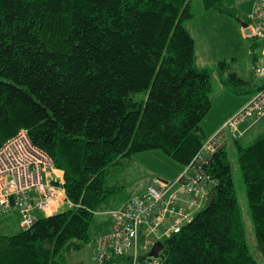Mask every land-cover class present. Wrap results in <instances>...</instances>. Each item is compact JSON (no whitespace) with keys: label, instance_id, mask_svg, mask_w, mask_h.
Instances as JSON below:
<instances>
[{"label":"trees","instance_id":"obj_1","mask_svg":"<svg viewBox=\"0 0 264 264\" xmlns=\"http://www.w3.org/2000/svg\"><path fill=\"white\" fill-rule=\"evenodd\" d=\"M202 2L233 15L234 0ZM192 19L191 0H0V149L27 131L63 172L74 204L37 217L27 231L16 216L13 224L1 220L4 232L19 231H0V264H67L118 192L108 178L116 161L148 151L182 167L193 160L207 140L202 123L212 110L213 81L197 67L186 27ZM219 69L234 95L260 90L227 63ZM233 148L264 258V129ZM208 172L216 198L162 241L163 264H257L227 148L211 158Z\"/></svg>","mask_w":264,"mask_h":264},{"label":"built area","instance_id":"obj_2","mask_svg":"<svg viewBox=\"0 0 264 264\" xmlns=\"http://www.w3.org/2000/svg\"><path fill=\"white\" fill-rule=\"evenodd\" d=\"M247 38L264 43V0H258L249 15ZM255 76L264 79V48ZM246 106L231 117L214 135L208 137L193 160L173 182L150 185L142 194L108 213L110 228L97 240L93 252L95 264H163L162 252L151 257L157 242L181 231L195 213L204 209L217 181L208 172L211 158L231 142L244 136L242 125L264 120V82ZM53 160L38 149L27 131L0 149V221L17 213L20 228L33 227L39 211L53 216L74 204L57 181ZM14 199L12 205L11 199Z\"/></svg>","mask_w":264,"mask_h":264},{"label":"rangeland","instance_id":"obj_3","mask_svg":"<svg viewBox=\"0 0 264 264\" xmlns=\"http://www.w3.org/2000/svg\"><path fill=\"white\" fill-rule=\"evenodd\" d=\"M257 1L234 0L231 6L233 15H230L206 10L202 0H191L193 19L186 23V27L196 42L197 67L208 70L212 74L213 81L212 110L202 123L205 135L213 131L225 114L232 113L231 111L240 107L244 101L251 99L250 95L236 96L222 85L219 74L220 63H227L228 70L237 73L246 82L254 81L258 86L264 82V79L255 76V67L261 62L264 43L244 37L243 29H241V23L248 22L249 15ZM134 99L141 102L145 96L136 95ZM250 124L251 121L248 120L243 127H248ZM257 134L256 131L249 133L248 137L242 140V143L244 145L252 143ZM227 150L238 204L244 222L246 242L257 264H264V258L257 243L237 156L234 149L229 148ZM179 171L183 172L182 166L167 158L160 151H148L135 155L131 160L116 161L115 165L109 169L108 178L110 186L116 185L118 192L95 215L89 231L90 242L84 244L80 250L72 252L67 264H95L93 252L96 242L110 228L111 221L108 213L130 197L141 194L150 185L175 181L176 178H172V176ZM0 231L4 232L2 228ZM17 231H19V227L15 225L13 229L5 230L4 233H16Z\"/></svg>","mask_w":264,"mask_h":264},{"label":"crops","instance_id":"obj_4","mask_svg":"<svg viewBox=\"0 0 264 264\" xmlns=\"http://www.w3.org/2000/svg\"><path fill=\"white\" fill-rule=\"evenodd\" d=\"M242 27V26H241ZM242 29V28H241ZM189 30V29H188ZM243 35H244V32H243ZM244 37H245V35H244ZM196 55H197V53H196ZM198 59V58H197ZM252 96L250 95V98H251ZM249 101H244L243 102V104L240 106V107H238V108H236L234 111H231L232 113H228V114H225L224 116H223V119L219 122V124L218 125H216L215 127H214V129H213V131L211 132V133H209V134H207L206 133V137L208 138V137H210V136H212L213 134H215L228 120H229V118L230 117H233V115L234 114H236V113H238L240 110H242L244 107H245V105L248 103ZM244 125V124H243ZM243 125H242V127H241V129L245 132V135H244V137L240 140V141H242L243 139H245V138H247L248 137V135H249V133H252V132H254V131H256V132H260V131H262L263 129H264V120L263 121H261V122H259V123H257V124H255V125H253V124H250L248 127H243ZM255 128V129H254ZM258 130V131H257ZM231 145V146H230ZM229 145V147L227 148V149H234L233 148V142H231V144ZM184 169V167H182V170ZM182 172H177L176 173V175H173L172 176V178H178L179 176H180V174H181ZM51 175H54V177H55V179L57 180V181H60L61 179H64V174H63V172H61V171H59V170H56V171H54V172H52L51 173ZM173 182V181H172ZM16 216V218H17V220H18V223H19V216H18V214L17 213H13V214H11V215H9V216H7L6 218H4L3 220H9L12 224H13V222H14V220L12 219V217L14 218ZM41 216H45V214L44 213H42V212H39V211H37V212H35V217H38V218H40ZM20 227V226H19ZM109 231V230H108ZM108 231L106 232V233H104L103 235H105V234H107L108 233ZM102 235V236H103ZM101 236V237H102Z\"/></svg>","mask_w":264,"mask_h":264},{"label":"water","instance_id":"obj_5","mask_svg":"<svg viewBox=\"0 0 264 264\" xmlns=\"http://www.w3.org/2000/svg\"><path fill=\"white\" fill-rule=\"evenodd\" d=\"M241 26L243 29H245V34L250 35V32L247 29L248 23H246V22L241 23ZM215 198H216V194L212 193L210 200H209V203L212 204L214 202ZM11 202H12V205H14V199L13 198L11 199ZM163 250H164V244L162 242H157L155 244V246L153 247L152 252L150 253V256L151 257H157L159 255V253L162 252Z\"/></svg>","mask_w":264,"mask_h":264}]
</instances>
